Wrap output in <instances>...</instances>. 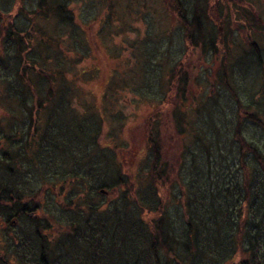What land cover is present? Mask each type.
<instances>
[{"label":"trees","instance_id":"trees-1","mask_svg":"<svg viewBox=\"0 0 264 264\" xmlns=\"http://www.w3.org/2000/svg\"><path fill=\"white\" fill-rule=\"evenodd\" d=\"M77 1L0 4V264H264V46L251 43L234 57L231 20L210 17L211 0H162L170 27L144 14L150 37L121 59L125 73L109 78L102 107L83 105L73 78L85 73ZM244 17L264 38V18ZM180 47V65L157 99L172 116L148 119L144 155L130 171L119 149L101 142L118 105L112 96L137 86L156 100L158 65L172 63ZM195 54L201 68L193 77L181 64L190 67ZM201 82H217L227 108L202 104L191 127Z\"/></svg>","mask_w":264,"mask_h":264},{"label":"rangeland","instance_id":"rangeland-1","mask_svg":"<svg viewBox=\"0 0 264 264\" xmlns=\"http://www.w3.org/2000/svg\"><path fill=\"white\" fill-rule=\"evenodd\" d=\"M113 1H115V3L111 8L109 7L110 3L108 4L107 0H78L77 3L72 4V6L75 7V22L79 25L76 27V40L81 41V45H83V48H78L80 51L78 53L82 55L79 59L80 61H78V58L75 61L79 62L81 68L78 74L82 71L85 72L83 75L73 78L76 79L75 83L78 85L82 93V96L78 97L77 102L82 100L81 103L83 105L85 103L93 102L102 107V95L106 84H108L107 82L109 78H115L117 74L120 79L125 73V68L123 67L124 65L121 59L130 56L132 57V49L135 48L137 44L141 45L147 37H150V34L148 35L147 24L143 20L144 14L150 12L158 22L163 24V26L170 27V18L166 15V12H163V4L160 5L162 0ZM232 1L233 0H211L210 17L215 18L217 21L219 19L226 21L227 18L231 20L230 28L235 32V35L231 36L230 43L233 41L237 43L236 46H233L236 51L234 57H238L245 51H250L251 43L254 42L262 49V45L264 46L262 31H254L249 20L245 19L244 14L249 15V19L253 16L257 22H260V19H262V17L264 18V0H250L252 1L254 8L251 7V2L235 0V3L238 4L235 6ZM1 3L4 4L2 0H0V4ZM189 4H191V0L189 1ZM16 11L18 13L21 11L19 6ZM240 15L242 18H240ZM15 21L19 24V27L23 28L24 23L22 19L16 18ZM175 26L176 24L173 25V27ZM218 27L220 28L221 33L226 35V24L218 22ZM72 29L74 30V26ZM81 30L86 41L89 43V46L81 37ZM153 31H156V27L153 28ZM180 50L181 51L177 53V58L172 63L167 64L165 67L163 62H161V65H158L159 68L162 66V69L159 74L160 83L158 86V92L155 93L157 95L156 100H148L145 96H141L140 93L137 92V86L135 87L136 91L131 87L125 90L118 87L117 94L112 96V98L114 97L113 99L118 100V105L109 113L108 117H105L101 130V142L105 146H114L119 149L117 151L120 159L124 157V160L129 162L131 168L133 166L130 171L137 169V164L144 155V153L139 150V147L141 144L144 145V136L148 126V119L151 116H159L161 114L167 115L169 118L172 116L171 113H166V110L159 112L161 109L157 108V105L159 104L157 99H161L164 95L168 82L167 77L172 72H175L174 66L176 64L180 65L179 62L181 61L180 59L182 58L181 56L184 49L180 47ZM68 52L72 57L74 55L78 57L77 51L76 54L73 51ZM114 54H120L121 58H114ZM191 61L190 67L187 65L185 66V64H181V66L184 73H191L194 77L200 70L201 64L198 65V55L196 54L191 56ZM220 66L221 65L217 66L216 70ZM68 69H71L70 66H68ZM179 73H181V71ZM200 74L201 72H199V75ZM215 83L217 82H212L210 84L201 82L199 83L200 85L197 90L194 91V95L196 96L192 102L194 104L191 106L189 112V123L191 127H194L196 124L195 110H201L202 104H204L203 106L211 107L212 103H214V105L219 107L220 110H223L225 107L227 108L226 102L228 97L223 96L225 91L221 87L218 88L219 85ZM261 86V82H259L257 89L261 88ZM256 97L257 96H255L254 99ZM77 102L75 105L79 104ZM169 104L170 102L165 106L159 107L168 109L172 107V105ZM79 113H85L82 107H80ZM112 113L114 115L120 113L119 115L121 116V119L116 121L110 120L109 117ZM71 124H73V122H71ZM165 126V129L169 130V132L166 133L168 140L170 141L171 137V141L177 146L180 139L174 134L173 125L167 122L165 123ZM197 131L198 127L196 126L194 132ZM187 135L188 136L185 140L186 142H190L192 139L190 136L191 134ZM124 148H128V154L120 150ZM171 149H173L172 146L169 150ZM167 152L168 154L170 153L168 150ZM116 196L117 194H115L113 198Z\"/></svg>","mask_w":264,"mask_h":264}]
</instances>
